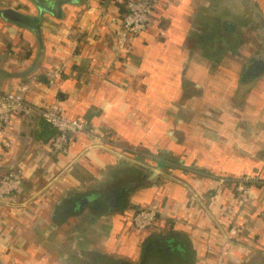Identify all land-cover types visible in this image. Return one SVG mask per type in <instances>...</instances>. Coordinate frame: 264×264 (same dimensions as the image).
<instances>
[{
    "label": "crops",
    "instance_id": "obj_1",
    "mask_svg": "<svg viewBox=\"0 0 264 264\" xmlns=\"http://www.w3.org/2000/svg\"><path fill=\"white\" fill-rule=\"evenodd\" d=\"M41 1L59 3L56 15H42V45L32 30L0 18V93L21 87L33 107L6 130L12 147L0 140V178L10 171L23 178L14 204L0 202V264H264V183L240 214L237 187L218 179L261 173L263 148L254 149L252 137L249 149L237 146L241 123L229 113L213 123L228 121L221 135L200 133L205 122L187 116L200 105H219L204 98L219 96L211 88L222 73L231 109L258 80L217 69L214 58L223 38L242 37L223 24L240 27L238 17L253 6L263 20L264 0H156L153 24L127 55L119 54L116 35L134 0ZM0 9L40 16L31 0H0ZM56 70L62 77L50 87ZM53 104L88 132L63 151L52 148L55 137L48 138L34 109ZM162 157L167 167L157 171ZM92 196L75 213L73 202ZM144 208L157 209L161 222L140 232L131 219ZM163 237L183 251L144 256V242Z\"/></svg>",
    "mask_w": 264,
    "mask_h": 264
},
{
    "label": "rangeland",
    "instance_id": "obj_2",
    "mask_svg": "<svg viewBox=\"0 0 264 264\" xmlns=\"http://www.w3.org/2000/svg\"><path fill=\"white\" fill-rule=\"evenodd\" d=\"M256 8H257L256 6H253V9L251 8V12L248 13L250 16L253 17L251 21L252 28H248L246 30L245 27V25L247 26L249 23L248 14H242L241 16L238 17L237 23H239L238 25L240 27H236L235 25L229 23H226V25L225 23L223 24L222 26L223 29L226 30L228 33L230 32L231 34L234 30V32L240 33L242 37L238 39L239 43L237 42L227 43V39L222 37L223 39L221 40V43H224L225 46L223 47V50H221L220 52H218V50L215 51L214 65L216 66L217 69L220 70H225V69H231V70L237 69L238 71L242 70V74H244V79H246L247 81H251V80L253 81L255 79L258 80L256 82L254 81L255 82L254 84L249 83L247 85L248 89L245 90H243L244 87H242L241 85L240 90L239 89L238 90L239 91L243 90L242 96L240 97V99L237 100L235 99L236 102L240 104L234 106L231 109L226 104L229 101L228 90L230 89L229 86L225 85V82L228 80V77L222 73L219 78H216L214 82H212L214 86H212L211 88L213 91L219 88L220 90L219 96H217L215 92H210L206 94L207 96L206 98H204L205 102L213 101L219 103V105L218 106L216 105V107L213 108V110H210L206 105H200V108L190 109L188 111L187 116L189 117L190 123L196 122L197 118H199V121L203 120L205 122V125H203L205 130L203 131L202 128H200L198 130L200 133L205 134L211 132V130H215V132L217 131L221 135L222 133L227 134L229 132V129L226 126L228 125V121L223 125V127L220 128L219 126L216 127V125H214L213 123L216 121L222 122L220 118H222L224 113H226V115L227 113H229L231 115V121L237 120L238 122L239 120V124L241 123L236 131L238 135L241 134L239 138H237L236 140L237 146L245 149H249L253 144H254V149L262 147L263 151H259L260 152L259 155L264 158V13H262L263 14L262 16L263 20H262L260 19V14L255 11ZM207 19L208 16L205 19L206 26L207 24H212ZM231 47H237L238 53L235 55H230L229 50ZM212 56L210 58H213ZM205 66L209 68L210 63L205 62ZM238 85H239V81L237 80L236 88ZM231 86L234 87V85H232V81H231ZM237 95L239 97V92ZM233 113H235L234 115L235 117L232 116ZM254 120L258 122V124L254 128H251V124L246 125L247 121H254ZM260 122H262V126H260ZM195 125L198 128L197 123ZM201 126L202 125H200L199 127ZM250 137H252L254 140L253 144H249L248 139ZM139 157L134 159L141 160L144 156L142 157L139 156ZM263 173H264V168L261 171V173H257V172L256 174L247 173V174L239 175L238 177L235 178L222 176L219 177L218 179L220 182H222L221 184L223 183L226 184L230 182L233 184L234 180H240L243 176L246 175L253 176L256 178L257 183L251 186V190H255L256 187L262 186V184L264 183V179L262 178ZM236 194L238 201L241 196L240 191L236 190ZM252 196L253 195H251V198ZM253 201L254 200H251L245 209L241 208L240 210L239 208L238 212L240 214L246 212L251 207ZM139 210H137L134 213V215L137 212H139ZM145 248L146 246L144 245L143 252H145L146 250Z\"/></svg>",
    "mask_w": 264,
    "mask_h": 264
},
{
    "label": "built area",
    "instance_id": "obj_3",
    "mask_svg": "<svg viewBox=\"0 0 264 264\" xmlns=\"http://www.w3.org/2000/svg\"><path fill=\"white\" fill-rule=\"evenodd\" d=\"M156 0H134L126 4L127 12L120 19V29L116 35L118 52L121 55L130 53L133 42L142 36L153 24ZM62 72L56 70L48 75V85L53 87ZM25 89L18 87L14 91L0 93V140L3 146L11 148L12 143L6 139V130L9 128L14 116L33 108L25 97ZM39 115L58 132L51 146L56 151H63L73 141V138L88 133L84 122L70 119L64 110L56 105H46L34 108ZM91 135V134H90ZM253 176H243L234 180V185L240 191L238 206L246 208L251 201V186L256 184ZM23 178L19 171L7 172L0 178V202L14 204L20 192ZM159 212L154 208L140 209L132 219L133 226L140 232L155 228L160 221Z\"/></svg>",
    "mask_w": 264,
    "mask_h": 264
},
{
    "label": "water",
    "instance_id": "obj_4",
    "mask_svg": "<svg viewBox=\"0 0 264 264\" xmlns=\"http://www.w3.org/2000/svg\"><path fill=\"white\" fill-rule=\"evenodd\" d=\"M31 2L36 5L38 7V9L40 10V16L35 17V16H30L27 14H23L20 13L14 9H0V18H2L3 20H5L6 22L15 24L16 26H19L21 28H26V29H30L34 32V34L37 36L39 42L42 45V32H41V20H42V15L44 13H50V14H55L53 8L55 6H59L58 2H55L53 8H50L49 6H46L45 4H43V2L41 0H31ZM167 167V163H166V157H162L160 160H158L156 162L155 165V169L157 171H161L163 169H165ZM128 194V191H127ZM127 194H123V199H126V195ZM88 200H94V197H88V198H83L81 200H78L74 204V210L75 212L81 211L83 210V208L85 206H89L90 202L88 203ZM100 209L102 208L101 205L98 206ZM98 208V209H99ZM97 209V210H98ZM163 241V245H165V247H167V249L172 248L175 251H183L180 245H174V240H168L167 238L163 237L162 238ZM158 241L156 242H149L148 240H146L144 242V245L146 246V250H145V256L147 257L149 252L152 251V248H155L157 245ZM182 253V252H179Z\"/></svg>",
    "mask_w": 264,
    "mask_h": 264
},
{
    "label": "flooded vegetation",
    "instance_id": "obj_5",
    "mask_svg": "<svg viewBox=\"0 0 264 264\" xmlns=\"http://www.w3.org/2000/svg\"><path fill=\"white\" fill-rule=\"evenodd\" d=\"M156 241H158V243H157V245H156V247L155 248H152V251H150L149 252V255L152 257V258H156L157 256H156V254L158 255V254H161V256H167V255H170V254H172V253H174V252H176L175 250H173L172 248H170V249H167V247H165V245H163V241H162V238H157V239H155V241H153V242H156ZM164 247V248H163ZM148 255V256H149ZM168 257V256H167Z\"/></svg>",
    "mask_w": 264,
    "mask_h": 264
},
{
    "label": "trees",
    "instance_id": "obj_6",
    "mask_svg": "<svg viewBox=\"0 0 264 264\" xmlns=\"http://www.w3.org/2000/svg\"><path fill=\"white\" fill-rule=\"evenodd\" d=\"M43 119V118H42ZM42 128L43 131L46 132L45 134L48 136V138L50 137H57L58 136V132L56 130H54L50 124H48L44 119L42 121Z\"/></svg>",
    "mask_w": 264,
    "mask_h": 264
}]
</instances>
